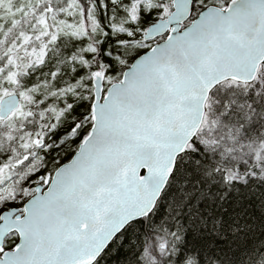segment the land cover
Wrapping results in <instances>:
<instances>
[{"label": "snow or ice", "instance_id": "snow-or-ice-1", "mask_svg": "<svg viewBox=\"0 0 264 264\" xmlns=\"http://www.w3.org/2000/svg\"><path fill=\"white\" fill-rule=\"evenodd\" d=\"M0 264H264V0H0Z\"/></svg>", "mask_w": 264, "mask_h": 264}]
</instances>
